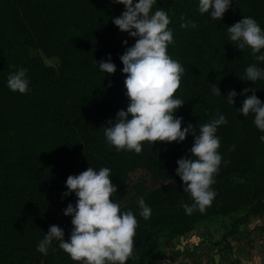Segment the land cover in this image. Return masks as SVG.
I'll return each instance as SVG.
<instances>
[{
	"label": "trees",
	"instance_id": "trees-1",
	"mask_svg": "<svg viewBox=\"0 0 264 264\" xmlns=\"http://www.w3.org/2000/svg\"><path fill=\"white\" fill-rule=\"evenodd\" d=\"M161 7L173 30L167 53L184 67L175 93L184 101L175 113L183 117L182 129L191 123L198 132L217 110L228 120L216 133L222 161L211 186L216 192L211 205L191 215L181 207L192 198L183 191L176 162L190 155L194 134L180 143L144 141L139 154L117 151L106 142L103 126L129 103L119 57L137 39L112 22L125 10L123 4L0 0V264H79L58 247L45 256L37 244L53 224L64 229L65 240L69 238L73 225L63 210L68 203L75 205L77 197L74 192L63 195L65 182L89 167L112 170L117 193L110 199L137 217L133 253L126 264H150L147 256L157 250L159 236H183L211 217L230 218L231 226L214 245L233 250L230 238L236 237V225L243 227L264 212V141L259 139L264 133L251 113L246 117L237 109L252 92L235 97L234 105L225 96L232 89L240 93L256 88L264 102V79L255 84L241 79L249 63L264 68V62L254 61L249 48L242 51L227 37V27L243 16L255 18L264 28V0H233L221 20L201 14L198 0H156L153 11ZM181 17L195 21L196 28H182ZM32 49L57 58L59 65L46 64ZM109 54L116 71L104 74L95 60H106ZM21 67L30 81L24 94L11 91L6 83L8 73ZM213 86H219L222 96L213 94ZM137 169L146 170L161 185L150 188L144 178L131 184V173ZM254 176L250 190H245L244 181ZM242 195L248 207L234 216ZM139 196L152 208L148 219L139 215ZM232 264L244 263L237 258Z\"/></svg>",
	"mask_w": 264,
	"mask_h": 264
},
{
	"label": "clouds",
	"instance_id": "clouds-1",
	"mask_svg": "<svg viewBox=\"0 0 264 264\" xmlns=\"http://www.w3.org/2000/svg\"><path fill=\"white\" fill-rule=\"evenodd\" d=\"M113 3L123 4L125 10L112 22L119 30L137 39L119 57L123 64L121 71L126 74L124 85L129 103L126 110H118L114 120L103 126L106 142L117 151L139 154L144 141L152 145L156 141L180 143L189 133L194 134L190 155L177 160L175 172L183 182V191L192 198L191 204L181 203L185 213L191 215L195 210L203 213L216 196L211 186L222 161L218 152L220 137L216 133L228 120L217 110L207 123L199 126L198 132L191 123L182 129L183 117L175 113L184 101L175 93L180 87L184 67L167 53L168 45L173 43L168 12L162 7L153 11L156 0H113ZM232 3L233 0H198V11L212 20H221ZM181 21L182 28H196L193 20L185 21L181 17ZM227 37L240 50L249 48L254 61L264 62V28L255 18L243 16L228 26ZM123 43L127 45L128 42ZM95 63L104 74L116 71L111 54L106 60H95ZM241 79L255 84L264 79V68L255 62L249 63ZM6 83L13 92L27 93L30 90L27 69L21 67L9 72ZM212 91L214 95L222 96L219 86H213ZM249 91L252 95L245 96ZM255 92L256 88L246 87L240 93L229 90L225 96L230 105H234L238 95L245 96L238 112L246 117L251 113L254 125L264 133V102ZM259 139L264 141V135ZM111 172L109 167H89L67 177V191L63 195L74 192L77 197L75 205L68 203L63 210L65 216L71 217V234L65 240L64 229L50 225L37 244L38 252L46 256L50 248L58 247L79 264H126L133 253L138 221L131 209L122 211L119 203L110 199L117 193ZM137 204L139 215L150 218L152 208L143 196L137 197Z\"/></svg>",
	"mask_w": 264,
	"mask_h": 264
},
{
	"label": "rangeland",
	"instance_id": "rangeland-1",
	"mask_svg": "<svg viewBox=\"0 0 264 264\" xmlns=\"http://www.w3.org/2000/svg\"><path fill=\"white\" fill-rule=\"evenodd\" d=\"M32 54L40 56L48 65H59V60L57 58L48 56L41 49H32ZM260 157V165L264 167V151L261 152ZM140 178L146 179L150 188H156L161 185V182L154 180L151 174L144 169H137L131 173V184ZM255 179L256 176L244 181V189L250 190V185L253 184ZM250 194L253 195L252 193ZM247 199L248 198L244 195L237 199L240 203V207L233 212L234 216H241L245 213L248 207L246 203ZM260 217L261 216L251 219L250 222L243 227L241 225H236V237H231L230 242L233 249L237 251V254L240 252L248 253L252 251V247H254L255 244L260 245L259 251L264 254V226L252 228ZM262 218L264 219V216ZM230 226L231 220L228 217H211L196 223L194 229L183 236L174 239H169L167 236H159L158 248L157 250L149 252L147 261L150 264H212V256L209 255L206 259H201L197 257L198 255L196 256L193 250L196 241L201 239L210 247L216 246L220 249L219 246L214 245V242L221 240ZM252 242L254 244H252ZM224 243L225 241L222 242V245Z\"/></svg>",
	"mask_w": 264,
	"mask_h": 264
},
{
	"label": "crops",
	"instance_id": "crops-1",
	"mask_svg": "<svg viewBox=\"0 0 264 264\" xmlns=\"http://www.w3.org/2000/svg\"><path fill=\"white\" fill-rule=\"evenodd\" d=\"M263 214L257 219L252 228L264 226V219L262 218L264 216ZM252 244L254 243L252 242ZM259 247L260 245L255 244L254 247H252V251H249L248 253L240 252L237 254L235 249H219L216 246L210 247L200 239L196 241L193 250L196 253V256L198 255L197 257H200L201 259H206L209 255L212 256V264H232L237 258H239L244 264H264V254L259 251Z\"/></svg>",
	"mask_w": 264,
	"mask_h": 264
}]
</instances>
